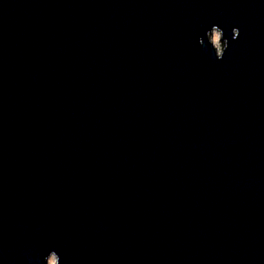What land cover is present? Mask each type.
Masks as SVG:
<instances>
[{
    "label": "water",
    "instance_id": "1",
    "mask_svg": "<svg viewBox=\"0 0 264 264\" xmlns=\"http://www.w3.org/2000/svg\"><path fill=\"white\" fill-rule=\"evenodd\" d=\"M51 249L264 264V0H0V264Z\"/></svg>",
    "mask_w": 264,
    "mask_h": 264
},
{
    "label": "clouds",
    "instance_id": "2",
    "mask_svg": "<svg viewBox=\"0 0 264 264\" xmlns=\"http://www.w3.org/2000/svg\"><path fill=\"white\" fill-rule=\"evenodd\" d=\"M239 34V28L234 27L232 29V38L236 39ZM205 38L214 49L215 57L218 60L223 59L226 49L230 46L229 40L224 36L223 29L219 25L213 24L210 29L205 31L204 36L199 38V42L203 44ZM42 264H61L60 255L55 249H51L43 258Z\"/></svg>",
    "mask_w": 264,
    "mask_h": 264
}]
</instances>
